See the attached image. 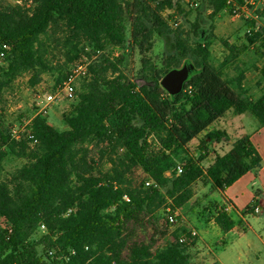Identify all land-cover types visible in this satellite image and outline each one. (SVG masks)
I'll return each instance as SVG.
<instances>
[{"label":"trees","instance_id":"obj_1","mask_svg":"<svg viewBox=\"0 0 264 264\" xmlns=\"http://www.w3.org/2000/svg\"><path fill=\"white\" fill-rule=\"evenodd\" d=\"M181 1L0 0V52L6 53L0 98L24 73L35 86L43 74L57 71L55 86H61L69 65L90 57L85 46L103 53L89 64L78 100L63 116L65 130L35 115L26 137L16 139L0 116V264H60L65 258L69 264H198L189 246L197 237L181 242L190 231L180 236L169 227L195 197L194 185L204 178L220 193L262 168L249 135L216 154L207 168L203 162L213 143L231 140L226 131L211 129L228 113L249 114L264 127V68L263 90L254 99L244 84L253 68L241 60L250 48L264 60V9L246 20L250 33L244 44L221 40L228 53L216 66L212 23L204 28L199 13L188 31L170 26L177 13L188 15ZM206 1L213 22L221 13L234 15L248 0ZM166 10L173 11L169 18ZM169 35L176 54L159 66L148 54L155 37ZM54 43L63 49V65L51 60ZM132 53L141 56L135 78L122 71ZM186 58L196 70L171 97L161 79ZM9 158L25 163L6 176ZM105 158L109 170L101 168ZM135 169L145 178L133 190L125 180ZM256 205L243 214L253 215ZM219 209L213 219L227 233L235 220Z\"/></svg>","mask_w":264,"mask_h":264},{"label":"rangeland","instance_id":"obj_2","mask_svg":"<svg viewBox=\"0 0 264 264\" xmlns=\"http://www.w3.org/2000/svg\"><path fill=\"white\" fill-rule=\"evenodd\" d=\"M1 1L15 4L19 3L21 0ZM195 2L196 1L193 0L181 1L183 9L188 13V15L184 16L177 13L175 18L179 25L178 27L171 25V27L173 29L181 27L183 30L188 31L191 26L190 24L195 21L199 13L201 14L199 17L203 19L202 23L204 28H209V25L212 23L215 28L214 34L218 39L212 45L211 52L213 63L217 66L223 61L228 53L226 48L221 43V40H226L229 43L236 44L238 46L244 44L245 36L248 31V26L246 23L247 17L250 16L251 18L255 16V13L258 11V9H260V6L257 5L252 12L247 13V15L241 14L238 17H233L229 13L224 12L217 16L213 22H211L208 19L210 9L207 8V1L199 0V4L197 6L194 5ZM172 12V10H166L163 14L164 18H169ZM84 49L85 52L90 55V57L82 55V57L77 60L75 64L69 65L68 73L76 66L85 63L91 64L101 59L103 53L94 50L90 46H85ZM51 52V60L53 61L54 66H56V64L63 65L64 61L62 57V47L58 45V43H54L51 47ZM117 54H120V52L118 51L115 56H117ZM174 54H176L174 40L173 37L169 35L163 38L155 37L154 47L148 56L160 66L166 56ZM140 59L141 56L138 53H132L126 56V62L122 67V71L127 74L129 78H135L138 70L140 69ZM4 60H0V68L5 66ZM241 60L253 68L246 74V80L244 84L249 91V95L256 99L263 90V85H260L259 81L261 79L260 70L264 68V60L256 55L253 48H250V50L245 52L241 56ZM185 61H191L194 63L192 58L182 59L179 67H181ZM253 66H255V69ZM227 73L230 76L235 74L233 68L227 69ZM56 76L57 71L54 73L43 74L41 82L35 86H31L29 82L31 74H21L12 84V86L4 91L2 97L0 98V116L4 118L5 122H7L9 126H13L12 128L16 129V131L22 136L26 137V126L28 125V120L35 115H40L41 109L47 106V95L54 94L60 87V85L57 87L55 86ZM88 77L89 73L81 75L77 79L76 98L74 100H61L60 105L57 107L55 105L48 106L47 109L49 110V117H47V119L52 126L60 130L66 129V126L63 123V116L78 100V94L81 92L83 83ZM228 114L230 121L235 118L234 113L230 112ZM246 116H249L247 118H251V120H256L251 115ZM243 118H245V116L242 117V119ZM231 126L233 125H231L228 120L220 119L213 126H211V129L224 130L226 127L229 128ZM246 129L248 130L249 128ZM236 139V137H232L229 142L213 143L209 148L208 159L203 162V167L207 168L216 154H223L226 152V147ZM195 147L196 142L193 143V148ZM192 151L193 153L195 152L194 149H192ZM93 153L95 154V151H93ZM106 159L107 158H105L101 163L102 170H109L110 168V165L106 162ZM24 163L25 161L22 159L9 158L5 162L4 175L8 176L16 169L20 168ZM144 178L145 174L142 172V170L135 169L127 176L125 180V186L133 190L139 189L142 182L144 181ZM194 190L197 193V196L180 210L179 222L173 226H169L171 232H181L180 236L188 231L196 230L197 237H199L200 230L202 229V225H200V223L205 218L208 219V222L211 221L214 217L215 210L219 208L220 196H218L217 192L211 189V185L207 179L203 178L202 180L198 181L194 185ZM249 221L253 226V229L264 238V209L262 210L261 214L250 216ZM189 246L190 248L193 247L191 245Z\"/></svg>","mask_w":264,"mask_h":264},{"label":"crops","instance_id":"obj_3","mask_svg":"<svg viewBox=\"0 0 264 264\" xmlns=\"http://www.w3.org/2000/svg\"><path fill=\"white\" fill-rule=\"evenodd\" d=\"M246 115L249 114L235 115V118L230 121L227 114L223 119L228 120L233 126L226 127L223 131H226L231 139L249 135L252 144L262 157V168L258 173L245 174L224 192L217 193L220 196L219 208L232 207L231 215L235 225L225 233L213 219L209 222L207 218L200 221L202 229L191 248L194 260L198 264L216 262L219 264H264V238L253 229L249 221L250 216L259 215L264 209V127H261L257 120H251ZM244 116L245 120L242 119ZM232 143L226 147V152L231 149ZM253 203L257 204L259 213L244 215L243 211Z\"/></svg>","mask_w":264,"mask_h":264},{"label":"built area","instance_id":"obj_4","mask_svg":"<svg viewBox=\"0 0 264 264\" xmlns=\"http://www.w3.org/2000/svg\"><path fill=\"white\" fill-rule=\"evenodd\" d=\"M196 1L194 5H198L199 4V0H193ZM260 6V9L263 10L264 9V0H248L245 4V6H243L240 9H237L234 12V15H232L233 17H238L241 14L247 15V13H250L253 11V9H255L257 6ZM253 7V9H251ZM250 16L247 17V19H249ZM173 25L175 27H177L179 24L174 22V21H170V26ZM247 33H250V30L247 31ZM6 57V53L5 51H1L0 52V60H3ZM88 66L89 64L85 63V64H81L79 66L74 67L73 69H71L69 71V73L66 75V78L63 80L61 86L56 90V92L54 94H49L46 97V102H47V106L43 107L41 109V116L43 117H49V110L47 109L48 106L50 105H55L56 107L60 105L61 100H66V101H72L76 98V83H77V79L81 76V75H85L88 73ZM13 136L16 139H19L20 134L19 132L16 131V129H13L12 131ZM182 172V168L179 166L178 167V173L180 174ZM147 185H150V182L147 183ZM126 200H129L126 197ZM253 214H258L259 213V208L256 206L253 209ZM220 212H224V213H228L231 214V212L233 211L231 206H225L219 209ZM171 222L175 223V220L173 217H171ZM46 232V227L44 225L41 226L40 228V233H45ZM197 237V231L195 230H191L189 232L188 235H182L180 238L181 242L184 243H190L194 240V238ZM50 257H54L55 252L54 251H50L49 253ZM69 259L65 258L63 263L60 264H69Z\"/></svg>","mask_w":264,"mask_h":264},{"label":"water","instance_id":"obj_5","mask_svg":"<svg viewBox=\"0 0 264 264\" xmlns=\"http://www.w3.org/2000/svg\"><path fill=\"white\" fill-rule=\"evenodd\" d=\"M195 70L196 68L191 61H185L181 67L169 70L161 79L162 89L171 97L180 94Z\"/></svg>","mask_w":264,"mask_h":264}]
</instances>
